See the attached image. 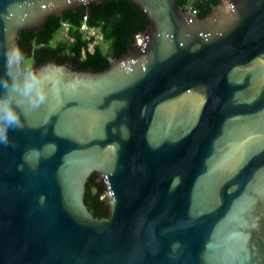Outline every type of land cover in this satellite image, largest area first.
<instances>
[{
	"label": "water",
	"instance_id": "obj_1",
	"mask_svg": "<svg viewBox=\"0 0 264 264\" xmlns=\"http://www.w3.org/2000/svg\"><path fill=\"white\" fill-rule=\"evenodd\" d=\"M104 1L0 0V77L22 31ZM131 1L151 26L106 70L35 69L46 99L0 145V264H264V0Z\"/></svg>",
	"mask_w": 264,
	"mask_h": 264
},
{
	"label": "trees",
	"instance_id": "obj_2",
	"mask_svg": "<svg viewBox=\"0 0 264 264\" xmlns=\"http://www.w3.org/2000/svg\"><path fill=\"white\" fill-rule=\"evenodd\" d=\"M218 4L219 0H180L179 8L191 11L201 20ZM84 25L88 30L82 29ZM65 26L67 39L53 44ZM150 26V20L131 0H107L49 17L40 30L22 31L18 42L34 69L54 62L80 71L102 72L109 67L110 60L132 49L136 39ZM91 30H98L109 44L107 52L94 44L96 38L89 34ZM105 193L106 186L97 174H93L86 186L85 204L97 219L108 218Z\"/></svg>",
	"mask_w": 264,
	"mask_h": 264
},
{
	"label": "clouds",
	"instance_id": "obj_3",
	"mask_svg": "<svg viewBox=\"0 0 264 264\" xmlns=\"http://www.w3.org/2000/svg\"><path fill=\"white\" fill-rule=\"evenodd\" d=\"M46 96L42 73L32 67L20 47L7 49L0 77V145H8L10 131L23 127L22 106L38 107Z\"/></svg>",
	"mask_w": 264,
	"mask_h": 264
},
{
	"label": "rangeland",
	"instance_id": "obj_4",
	"mask_svg": "<svg viewBox=\"0 0 264 264\" xmlns=\"http://www.w3.org/2000/svg\"><path fill=\"white\" fill-rule=\"evenodd\" d=\"M66 30H67V27L65 26L64 29H62L56 36L53 44H56L60 41H64L67 39V35H66ZM89 34L91 35H94L95 38H96V41L94 44H98L101 48H102V51L104 52H107L108 48H109V44L107 42H105L101 36V34L99 33L98 30H91L89 32ZM136 42H138L139 44L142 43V38L139 36L137 39H136ZM91 50H92V46H91ZM30 61V60H29ZM32 63V61H30ZM105 199V197H104Z\"/></svg>",
	"mask_w": 264,
	"mask_h": 264
},
{
	"label": "built area",
	"instance_id": "obj_5",
	"mask_svg": "<svg viewBox=\"0 0 264 264\" xmlns=\"http://www.w3.org/2000/svg\"><path fill=\"white\" fill-rule=\"evenodd\" d=\"M86 19V18H85ZM82 29L83 30H88V28L86 27V25H84L83 27H82ZM105 197V196H104Z\"/></svg>",
	"mask_w": 264,
	"mask_h": 264
}]
</instances>
